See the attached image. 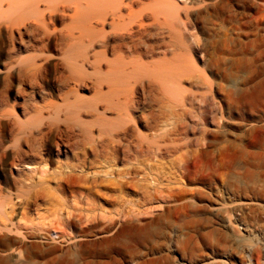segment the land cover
I'll return each mask as SVG.
<instances>
[{
	"label": "rangeland",
	"instance_id": "374dc122",
	"mask_svg": "<svg viewBox=\"0 0 264 264\" xmlns=\"http://www.w3.org/2000/svg\"><path fill=\"white\" fill-rule=\"evenodd\" d=\"M170 1L166 8L179 16L153 28L142 50H152L147 61L161 60L167 51L174 88L160 85L157 91L144 88L133 94L134 100L140 97L129 111L136 123L128 124L134 130L118 160L96 158L89 150V160L96 161L87 169L84 221L70 206L85 204L69 192L84 187L80 179L71 180L65 195L49 183L50 189L41 190L43 196L26 208L24 199H15L11 211L7 197L16 191L14 179L25 174L37 179L41 170L52 172L58 163L37 159L13 166L8 155L1 156L0 205L7 203L11 216L4 222L0 213V264H264V0ZM75 49L77 55L84 51L79 45ZM22 55L17 59L33 58L29 51ZM49 58L39 88L27 83L24 92H17V77L9 91L0 83V99L6 103L1 106L13 103L25 124L70 125L63 141L72 147L78 143L79 151L90 130L105 131L116 112L102 110L105 91L93 94L91 68L80 65L89 57H73L76 72L85 77L86 89L79 91L59 86L55 77L62 57ZM3 133L8 140V131ZM52 139L50 134L48 147ZM113 170L116 175L123 170L120 188L109 182ZM68 212L74 215L67 218Z\"/></svg>",
	"mask_w": 264,
	"mask_h": 264
},
{
	"label": "bare ground",
	"instance_id": "6f19581e",
	"mask_svg": "<svg viewBox=\"0 0 264 264\" xmlns=\"http://www.w3.org/2000/svg\"><path fill=\"white\" fill-rule=\"evenodd\" d=\"M170 2V0H0V83H2L3 88L7 90L11 88L14 78L16 77L19 81L18 85H16L17 92L21 93V87L27 83H30V85L32 84L34 87L38 86L37 88H39V85L45 79L46 64L50 59L49 57H62L60 59L62 70L57 72L55 78L58 80L56 82L59 81V86L62 85L61 87H63L65 91L66 89L72 91H79V89L83 90L86 84L83 80L85 77L76 72V70H78H75L77 61L76 59L74 60L73 57H89V63L88 61L87 63L83 61L80 65L83 67L86 66V64H89L88 69L91 68L89 72L91 83H88L94 90L93 94L98 96L105 91L104 93L107 96V99L105 100V106L102 110L113 109L116 112L115 120H109L110 123L106 125L105 131L101 129V131L96 134L97 131H93L94 129L90 130L89 137H87L85 142L82 143L81 149L76 151L77 145H79L78 143L76 146L74 145L72 147V144H69L71 141H69V143L63 141L64 134L70 132L72 129L70 125H54L49 122V124H46L47 122L45 124L38 122L25 124L19 119V115L15 111L16 109H14V105H12L13 103H10V105H8V103V106L4 107L1 105L5 102L0 99V158L3 154L8 155L13 166H23L25 163L31 164L37 159H40V162H43V164L48 162V160L51 161V159L58 163L57 168L52 172L46 169L41 170V174L37 176V179L29 174L20 175L14 179L13 185L16 188V191L12 192L11 190L8 194L9 197H7L8 204L12 207H10L11 211L14 210L17 203H15V199L20 198V201L21 199H24V208H26L27 205L31 203V200L35 201L37 198L39 199L43 196V193L40 192L41 190H44L45 192V190L47 191L50 189V185L48 186L49 183H54L55 190L62 195H65L68 191V186L71 185V180L80 179L84 182V187L82 186V188H78V190L72 189L69 192L70 196L74 199L82 198L85 201V204L83 206H78L77 204L70 205L75 201L73 199L72 203L69 201V205L72 208L74 206L73 210L78 213L76 216L79 217V219H81L82 216L84 219V212H89V180L87 178V169H90L89 162L90 164H93V160L100 156L107 158L113 157L112 160L114 159L115 161L119 159L123 141L126 137L131 135L134 130L133 128L131 131L128 124L130 122L136 123V119L131 116L129 111L134 109V101L136 99L140 100V97L134 100L135 96L133 97V94L139 89L143 90L145 88L146 90L147 88V90H151L155 86L160 85L173 87V84L171 83H175L170 73L168 59L166 58L167 51L163 49L164 55L161 60L147 61V55L151 54L152 50L149 48H145L146 51L142 50V44L145 43L144 38L153 28L156 29L163 24L164 25L161 27H165L167 26L165 24H169V20L172 19L173 16V18L179 16V13L172 14V12L166 8ZM181 12H183V8L180 13ZM171 21L174 22L177 20ZM177 22L178 24L174 25H180V20ZM172 30L174 29L172 28ZM155 34L153 32L151 36ZM157 34L155 36H157ZM77 45L83 46L84 48L81 55H77L76 53L75 46ZM151 45L152 44H150V46ZM165 45H167V43ZM165 45L163 47H165ZM169 46L170 45H167L166 47ZM166 47L165 49H167ZM161 49L162 48L159 50ZM173 49L171 51H175ZM24 51L32 52L31 57L33 58L17 59V57H23L22 53ZM53 51L56 53L54 54ZM171 51L170 53H173ZM194 51L196 50L194 49ZM161 52L163 53V51H160V54ZM12 57H15L17 60H14ZM42 58L45 60L44 62H42ZM59 63H54V66H58ZM85 68L87 69V67ZM195 70L199 69L195 68ZM169 75L171 76V79H168ZM179 80H181V78ZM179 80L177 81L178 84ZM33 86H30L31 89L34 88ZM61 87H59V89ZM21 90L24 92L23 89ZM171 90L173 89L171 88ZM31 92L33 91L31 90ZM146 93L147 92H145V94ZM159 93L160 92H158V94ZM44 94L46 95V93ZM160 94L163 95V92ZM102 99L105 98L102 97ZM15 102L16 100L14 103ZM137 107H139L138 102ZM152 112L154 113V111ZM143 113L144 111L142 114ZM150 115L153 116L151 113ZM97 117L99 116L97 115ZM3 130L8 131L10 136L8 140L4 135L5 133H3ZM50 134H53V139L51 146L48 147L49 144L47 145L46 142ZM128 139L130 140V138ZM88 145H90V149L88 148ZM128 147L129 146L126 148ZM89 150L90 153L96 157H94L92 161L89 160V158L92 157H89ZM123 151L128 155L127 151ZM127 155L126 157H128ZM115 170H113L114 172L112 171L108 173V177L109 175L112 176V180H109V182L111 185L115 184L120 188L124 185V181L118 178L120 176L122 179L123 170H118L117 175L114 174ZM92 171L94 173V170ZM40 193L42 196H39ZM58 195L59 194L57 193V196ZM63 201L66 202V199L63 198ZM4 205H0V213L2 214L1 219L4 218V222H6L11 215L10 211L7 210L8 208L6 209L7 205L6 207ZM63 213H66V211ZM71 214V212H68L67 215H64L69 218ZM64 215L61 216L65 218ZM72 224L73 223H71V225Z\"/></svg>",
	"mask_w": 264,
	"mask_h": 264
}]
</instances>
